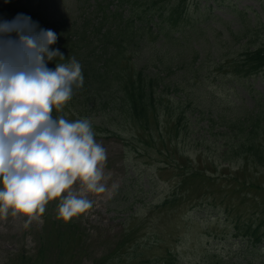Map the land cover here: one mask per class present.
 Here are the masks:
<instances>
[{
  "label": "rangeland",
  "instance_id": "1",
  "mask_svg": "<svg viewBox=\"0 0 264 264\" xmlns=\"http://www.w3.org/2000/svg\"><path fill=\"white\" fill-rule=\"evenodd\" d=\"M105 1L0 0V14L8 18L22 6L49 23L79 22L88 17L91 6ZM188 7L193 34L186 31L184 38L191 45L185 40L182 47L174 35L177 42L152 49L165 62L161 70L172 67L177 79H189L188 67L204 62L193 95L202 105L196 126L202 133L211 113L215 118L229 117L264 104V74L240 82L234 79L237 69L232 65L234 49L244 48L247 38L257 43L264 36V0H190ZM241 25L247 34L241 35ZM39 28H45L43 23ZM5 30L0 26V264H101L109 258L114 264H139L143 257L168 264L172 260L168 251L180 264H208L210 253L227 255L237 248L225 217L236 203L242 204L243 196L232 201L222 192L234 185L232 177L257 179L263 185L264 171L256 172L250 164L219 165L208 150L199 153V145L182 140L176 147L177 141L166 133L138 138L131 129L121 137L113 125L117 135L100 136L93 130L100 116L95 120L74 117L72 112L57 119L47 116L42 106L46 100L53 106L54 90L42 81L33 84V102L20 80ZM192 45L200 52L197 62ZM146 56L152 57L149 52ZM220 61L223 67L213 64ZM174 146L176 154L168 158L169 147ZM138 148L141 154L135 151ZM167 158L170 166L182 160L210 180L183 181L181 170L164 168ZM205 190L210 192L201 198ZM263 200L264 194L261 208ZM250 202L255 206L250 200L247 207ZM66 224L77 237L65 233ZM51 246V252L44 251Z\"/></svg>",
  "mask_w": 264,
  "mask_h": 264
},
{
  "label": "trees",
  "instance_id": "2",
  "mask_svg": "<svg viewBox=\"0 0 264 264\" xmlns=\"http://www.w3.org/2000/svg\"><path fill=\"white\" fill-rule=\"evenodd\" d=\"M14 10L8 18L0 14V26L6 29L11 55L19 63L20 80L27 85L33 102L35 99L30 91L33 84L42 81L54 90L53 106L50 107L47 100L44 106L40 105L47 116L52 114L57 119L65 112L94 120L100 116V123L93 125L94 132L100 136L117 135L114 127L121 137L131 129H135L138 138L146 134L154 138L166 133L177 141L176 147L182 140L199 145V153L208 150L219 165L240 164L243 167L250 164L256 172L264 171V104L229 117L215 118L211 113L207 119L208 127H202L203 131L199 133L196 126L202 119L203 110L198 97L193 95L204 64L201 62L198 67L200 52L192 45L197 63L185 71L189 79L184 76L177 79L172 67L165 73L161 70L165 65L163 58L153 55L155 45L177 42L174 35L181 40L177 43L183 44L188 36L186 31L193 34L194 19L188 0H106L97 7L91 6L88 17H80L79 22L49 23L22 6ZM40 23L44 29L39 28ZM241 27V35L247 34L246 26ZM247 39L244 48L234 49L236 57L232 64L237 69L234 77L242 82L264 74V36H259L257 43ZM186 42L191 45L189 40ZM235 45L231 43V47ZM146 52L152 57L147 58ZM149 59L154 62V69L149 67ZM173 61L168 60L167 64ZM221 63L213 64L223 67ZM176 147H169L168 158L175 156ZM135 151L141 154V149ZM168 158L164 168H171L173 172L181 170L183 181L210 180L201 169L189 167L182 160L177 166H170L173 164L167 163ZM217 177L214 178L216 183L221 184ZM232 179L234 185L225 187L224 197L231 196L232 201L234 196L243 198L242 204L236 203L225 217L231 236L242 246L230 250V254H236L231 264L237 263L238 259L241 264H264V207H260L264 184L253 178L248 182L238 177ZM209 192L205 190L201 198ZM249 198L255 204L250 202V216L245 203L250 201ZM66 228L65 233L77 237L69 224ZM52 249L51 246L44 251L51 252ZM168 257L172 258L168 264H180L172 252L168 251ZM109 259L101 264H114ZM139 264L159 263L146 261L143 257ZM219 264L229 263L222 259Z\"/></svg>",
  "mask_w": 264,
  "mask_h": 264
}]
</instances>
